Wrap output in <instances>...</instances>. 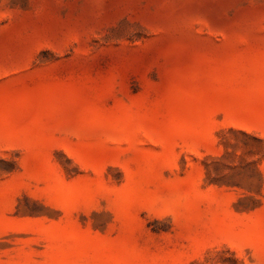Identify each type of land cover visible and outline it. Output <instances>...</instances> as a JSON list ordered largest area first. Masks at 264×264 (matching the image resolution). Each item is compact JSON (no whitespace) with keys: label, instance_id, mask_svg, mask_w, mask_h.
<instances>
[{"label":"rangeland","instance_id":"rangeland-1","mask_svg":"<svg viewBox=\"0 0 264 264\" xmlns=\"http://www.w3.org/2000/svg\"><path fill=\"white\" fill-rule=\"evenodd\" d=\"M0 264H264V0H0Z\"/></svg>","mask_w":264,"mask_h":264}]
</instances>
